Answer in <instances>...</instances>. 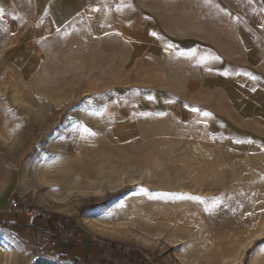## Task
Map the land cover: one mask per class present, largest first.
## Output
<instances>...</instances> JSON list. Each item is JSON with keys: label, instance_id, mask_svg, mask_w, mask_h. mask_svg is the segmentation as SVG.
Wrapping results in <instances>:
<instances>
[{"label": "rangeland", "instance_id": "obj_1", "mask_svg": "<svg viewBox=\"0 0 264 264\" xmlns=\"http://www.w3.org/2000/svg\"><path fill=\"white\" fill-rule=\"evenodd\" d=\"M249 1L54 0L75 8L30 25L21 0L26 24L0 22V264H264L256 74L201 24Z\"/></svg>", "mask_w": 264, "mask_h": 264}, {"label": "crops", "instance_id": "obj_2", "mask_svg": "<svg viewBox=\"0 0 264 264\" xmlns=\"http://www.w3.org/2000/svg\"><path fill=\"white\" fill-rule=\"evenodd\" d=\"M27 4H30L29 10L33 11L34 18L30 21V25H36L37 16L46 18L50 16L51 21L49 25H58L62 23V19L65 17L64 12L73 10L75 7L64 5L61 7L62 14L56 12L53 2L54 0H25ZM116 2L117 0H113ZM120 1V0H119ZM124 1V0H121ZM128 1V0H126ZM111 0H76L77 15L85 16V5L88 3H95V6H99L102 10L109 11V3ZM108 5V7H107ZM209 10L214 14H218L217 18H213V15L207 13L206 17L202 21V26L206 33H210L212 37H239L240 42L244 47L243 65L244 67H236L239 71L241 68L251 70L250 73L256 74V77H248V81H252L256 90L253 95V104H255V111L259 119H257V128L264 133V2H256L250 0L247 5L242 7L230 6L228 3H223L222 7H214L211 4ZM231 7V8H230ZM93 8H95L93 6ZM233 10V11H231ZM21 0H0V22L11 23L12 25H25L26 21L20 19ZM209 17V18H208ZM12 18L17 21H12ZM125 23H131V20L124 17ZM219 20L217 23L215 20ZM208 21V22H207ZM46 23V20H45ZM117 24V23H116ZM123 24L120 23L122 26ZM227 26V27H226ZM229 27L231 28L229 30ZM189 37H198L196 32H191ZM205 37H208L207 34ZM242 69V70H243ZM257 72V73H256ZM238 75V73H237ZM247 77V76H246ZM262 94V95H261ZM65 254L68 255L66 252Z\"/></svg>", "mask_w": 264, "mask_h": 264}, {"label": "built area", "instance_id": "obj_3", "mask_svg": "<svg viewBox=\"0 0 264 264\" xmlns=\"http://www.w3.org/2000/svg\"><path fill=\"white\" fill-rule=\"evenodd\" d=\"M10 208L11 209H20L21 207L19 206V203L17 202V200L15 198H13L10 202ZM24 210V209H23ZM24 213H26L29 217V224L33 225V223L40 219V218H45V214L42 213L41 211H35V210H30V209H25Z\"/></svg>", "mask_w": 264, "mask_h": 264}, {"label": "snow or ice", "instance_id": "obj_4", "mask_svg": "<svg viewBox=\"0 0 264 264\" xmlns=\"http://www.w3.org/2000/svg\"><path fill=\"white\" fill-rule=\"evenodd\" d=\"M193 111H198L197 109H193ZM205 116L209 115L208 113H204ZM87 131V129H85ZM91 135H95V133H90ZM145 191V190H142ZM184 198V197H182ZM186 199H193V200H198L200 203H204V201L199 200L197 197H186Z\"/></svg>", "mask_w": 264, "mask_h": 264}, {"label": "trees", "instance_id": "obj_5", "mask_svg": "<svg viewBox=\"0 0 264 264\" xmlns=\"http://www.w3.org/2000/svg\"><path fill=\"white\" fill-rule=\"evenodd\" d=\"M51 220V219H50ZM48 232L50 233V234H52V231H53V224H49V226H48ZM62 256L65 258L66 256L68 257V255L67 254H62ZM75 260H76V262L75 263H78L79 262V260L77 259V258H75Z\"/></svg>", "mask_w": 264, "mask_h": 264}]
</instances>
